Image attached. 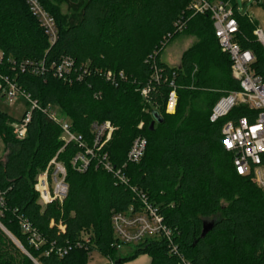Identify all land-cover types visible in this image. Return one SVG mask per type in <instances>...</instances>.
Here are the masks:
<instances>
[{"label": "trees", "instance_id": "1", "mask_svg": "<svg viewBox=\"0 0 264 264\" xmlns=\"http://www.w3.org/2000/svg\"><path fill=\"white\" fill-rule=\"evenodd\" d=\"M38 1L56 21V42L49 41L27 0H0V70L17 73L18 84L41 106L55 105L89 147L94 122L109 121L114 130L81 172L72 161L85 149L75 141L66 143L57 121L35 110L26 135L16 138L20 120L0 110V134L8 149L0 158V264H89L93 252L107 258L106 264H124L143 254L152 264H181L184 259L192 264H263L264 191L251 176L236 172L222 134L226 122L240 117L254 121L256 111L239 104L211 121L218 101L241 90L211 14L191 11V0ZM221 1L231 2L237 40L254 54L253 67L264 77L257 21L239 12L236 0ZM180 17L186 24L182 31L175 25ZM168 34L172 36L165 39ZM178 35L198 40L183 52L179 66H170L160 55ZM65 56L92 72L72 84L56 78L50 67ZM27 60L44 61L45 71L23 73L18 68ZM12 62L17 72L9 67ZM154 64L168 81L153 80ZM108 70L124 71L127 80H105L101 74ZM171 79L178 95L174 113L166 111ZM137 136L146 137V152L123 169L126 184L103 167L100 157L107 153L122 168ZM54 157L66 167L68 193L62 201L42 205L37 178ZM141 195L158 208L171 241L147 239L124 256L113 245L112 212L141 209ZM23 221L43 239L38 248L23 233ZM204 223L213 227L201 237ZM86 230L91 231L89 241L83 238ZM60 247L71 248L59 256L55 249Z\"/></svg>", "mask_w": 264, "mask_h": 264}, {"label": "built area", "instance_id": "2", "mask_svg": "<svg viewBox=\"0 0 264 264\" xmlns=\"http://www.w3.org/2000/svg\"><path fill=\"white\" fill-rule=\"evenodd\" d=\"M31 6L32 13L38 18L41 26L45 29L49 41L53 44L58 38V28L54 17L45 11L38 0H27ZM189 9L194 13H210L215 35L218 43L224 52H227L232 61L233 76L239 81L241 90L233 91L229 95L222 97L213 108L211 121H216L219 117L226 116L230 111L240 103L247 104L250 109L256 111L255 120L251 121L248 117H240L237 121H228L222 128L224 136V148L234 155L233 165L236 172L241 176H251L255 183L264 191V77L257 74L253 64L255 62L254 54L244 49L237 40L239 26L233 14V7L230 1L211 0H191ZM178 31L185 28L183 17L175 22ZM258 40L264 44V33L258 28L255 31ZM172 35L168 34L165 39ZM3 66V52L0 50V67ZM11 70L16 71L15 62L11 63ZM53 75L63 82L72 84L74 81H82L86 75L92 71L88 65L76 66L71 57L65 56L59 62L51 65ZM20 71L31 72L32 74H42L45 71L44 61H24L19 65ZM154 81H168V76L159 72L156 64L153 65ZM102 77L112 83L127 80L124 71L115 73L111 70L103 72ZM174 75V74H173ZM174 77V76H173ZM172 87L166 104V111L174 113L178 104L177 87L171 79ZM148 94V88L142 90L145 97ZM23 99L25 110L20 121L15 125V134L17 138H23L26 135L27 125L32 118L35 110L46 113L50 118L57 121L63 130L62 139L69 143L78 142L84 147L85 151L76 155L72 161L78 171L84 172L89 165L91 156L96 155V149L100 150L110 139L114 127L109 121L103 123L94 122L92 129L95 134L93 147H89L82 137L72 131L71 122L62 116L55 105L41 106L39 101L32 94L23 89L17 81V73L13 76L0 70V100L8 101L14 104L18 99ZM147 147L145 136H137L127 154V160L123 167H116L110 161L108 154H103L101 162L103 167L112 172L119 181L128 183L129 179L123 169L128 163H138L144 156ZM67 170L65 165L54 157L45 171L39 174L37 178L36 189L40 193L44 204L59 199L63 200L68 193V184L66 183ZM142 208L134 210L133 207L125 211H113L111 223L115 242L113 245L122 250L125 245H139L147 239L166 238L171 241L172 232L164 224L163 217L148 202L144 195H141ZM0 204L4 205V197L0 192ZM23 233L28 234L31 245L38 248L43 244V239L39 233L32 228L27 221L22 222ZM62 230L64 226H60ZM71 247H60L55 249L59 256H64ZM53 251V248L50 249ZM181 264H192L184 259ZM264 264V263H263Z\"/></svg>", "mask_w": 264, "mask_h": 264}, {"label": "rangeland", "instance_id": "3", "mask_svg": "<svg viewBox=\"0 0 264 264\" xmlns=\"http://www.w3.org/2000/svg\"><path fill=\"white\" fill-rule=\"evenodd\" d=\"M236 1H237L238 11L243 14H250L251 17L257 21L258 28L262 29L264 33V0H236ZM63 12L68 13L67 8L65 6L63 7ZM197 40L198 39L195 36L178 35L172 42H170L164 48V50L160 55L161 60L170 66H179L183 52L186 49H188L191 45L196 43ZM87 62L90 61L88 60ZM240 104H244V103H240ZM0 110L9 114L11 117L15 119H20L25 110L24 100L20 98L14 104H10L8 101L5 100H0ZM142 125L143 124L141 123L139 127H142ZM14 135L17 138L15 131H14ZM6 146L7 145L0 134V158L2 159L6 157L8 152ZM39 201L42 205H46L43 203L44 201L41 197ZM90 232L91 231L88 230L83 232L84 240L86 241L90 240V234H91ZM11 237L19 246H21L18 240H16L13 236ZM135 246L136 245H125V247L120 251L121 252L120 254L125 256L133 253L135 250ZM107 262L108 259L98 252H93L89 259V264H106Z\"/></svg>", "mask_w": 264, "mask_h": 264}, {"label": "crops", "instance_id": "4", "mask_svg": "<svg viewBox=\"0 0 264 264\" xmlns=\"http://www.w3.org/2000/svg\"><path fill=\"white\" fill-rule=\"evenodd\" d=\"M124 264H152V258L148 254H143Z\"/></svg>", "mask_w": 264, "mask_h": 264}, {"label": "water", "instance_id": "5", "mask_svg": "<svg viewBox=\"0 0 264 264\" xmlns=\"http://www.w3.org/2000/svg\"><path fill=\"white\" fill-rule=\"evenodd\" d=\"M213 227V223H204L201 237H204Z\"/></svg>", "mask_w": 264, "mask_h": 264}]
</instances>
